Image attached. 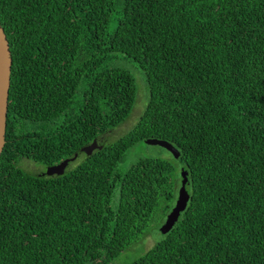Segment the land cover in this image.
<instances>
[{
    "label": "trees",
    "instance_id": "16d2710c",
    "mask_svg": "<svg viewBox=\"0 0 264 264\" xmlns=\"http://www.w3.org/2000/svg\"><path fill=\"white\" fill-rule=\"evenodd\" d=\"M0 27V264H117L135 247L126 264H264V0H0ZM146 139L178 157L118 168ZM181 171L188 200L161 234Z\"/></svg>",
    "mask_w": 264,
    "mask_h": 264
},
{
    "label": "water",
    "instance_id": "95a60500",
    "mask_svg": "<svg viewBox=\"0 0 264 264\" xmlns=\"http://www.w3.org/2000/svg\"><path fill=\"white\" fill-rule=\"evenodd\" d=\"M10 66L11 58L8 49L7 40L0 27V153L4 145V131H5V118H6V106H7V95L9 88V76H10ZM144 145L147 146H157L162 148L164 151L169 153L172 158L176 159L178 153L176 150L168 143L156 139H146L143 141ZM94 149H100L96 146L93 140L89 145L84 146L80 149V152L88 155ZM76 157V154L69 159H65L56 165L46 167L43 174L46 176L56 175L60 176L63 174L68 162L72 161ZM180 183L177 189L176 199L174 205L165 216L163 223L159 226L158 231L161 234L166 233L176 221L179 212H181L186 205L188 200V195L184 189L186 183V173L184 171L180 172Z\"/></svg>",
    "mask_w": 264,
    "mask_h": 264
},
{
    "label": "rangeland",
    "instance_id": "374dc122",
    "mask_svg": "<svg viewBox=\"0 0 264 264\" xmlns=\"http://www.w3.org/2000/svg\"><path fill=\"white\" fill-rule=\"evenodd\" d=\"M137 99L134 101V104L132 106V109L127 116L126 120H123L121 123L117 125V127L111 132L110 139H114L119 135L125 134L127 131H129L132 126L135 124L136 119L142 112L144 106H145V100L143 97V93L139 89L137 91L136 95ZM162 149H160L157 146H146L143 144H135L133 147L128 149L125 153V158L123 163H121L118 168H126L130 163L136 161L139 158L144 157H150V156H156V155H162V157L168 158L165 154H162ZM166 153V151H164ZM168 154V153H167ZM35 165V164H34ZM19 168L22 170H27L29 172H32L34 170L38 171L36 167H34L31 163L28 162H19L17 164ZM37 166V165H35ZM164 219L161 221L163 222ZM157 222H160V219H157ZM160 226V225H159ZM153 238L156 240L159 237L158 233H152ZM142 247L144 249L149 248L152 246V241L150 240V236L145 234L144 237H142ZM139 247H135L132 249V251L128 248L126 251L122 252L117 259H115V263L117 264H126L134 259H136L139 255L142 253L139 252Z\"/></svg>",
    "mask_w": 264,
    "mask_h": 264
}]
</instances>
